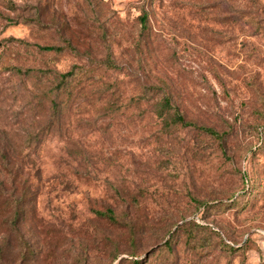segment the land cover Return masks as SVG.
Listing matches in <instances>:
<instances>
[{
	"label": "rangeland",
	"instance_id": "obj_1",
	"mask_svg": "<svg viewBox=\"0 0 264 264\" xmlns=\"http://www.w3.org/2000/svg\"><path fill=\"white\" fill-rule=\"evenodd\" d=\"M0 264H264V0H0Z\"/></svg>",
	"mask_w": 264,
	"mask_h": 264
},
{
	"label": "trees",
	"instance_id": "obj_2",
	"mask_svg": "<svg viewBox=\"0 0 264 264\" xmlns=\"http://www.w3.org/2000/svg\"><path fill=\"white\" fill-rule=\"evenodd\" d=\"M139 19H140V23L144 25L147 22V15L143 14L140 16ZM42 49L47 50V51L60 50V48L53 47V46H45V47H42ZM72 74H74L73 70L59 74L58 76L60 77V81L55 86V90L58 92H63L64 87H65L66 78L71 76ZM52 105H53V108L56 110V106L58 107L61 104L58 103L57 101H53ZM157 115L161 117L163 121H165L167 126H170L171 124L172 125L179 124L181 126H193V127H197L207 132L208 134H211L214 137H219V134L213 128L206 127L203 125H198L193 120H187L183 112L179 109V107L172 103V98L169 95L163 97L162 102L160 103V108H159V111L157 112ZM96 214L101 217L109 218L110 220L114 219V215L111 209H107L106 211H96Z\"/></svg>",
	"mask_w": 264,
	"mask_h": 264
}]
</instances>
